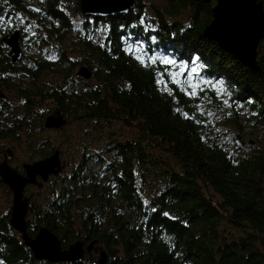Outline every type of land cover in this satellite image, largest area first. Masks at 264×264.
I'll return each instance as SVG.
<instances>
[{
	"label": "trees",
	"instance_id": "obj_1",
	"mask_svg": "<svg viewBox=\"0 0 264 264\" xmlns=\"http://www.w3.org/2000/svg\"><path fill=\"white\" fill-rule=\"evenodd\" d=\"M166 1L150 20L141 0L106 15L82 13L80 0H0V154L60 153L45 136L55 111L66 122L54 131L81 122V135H100L80 138L41 187L26 186V232L46 228L62 249L96 240L105 264H264V145L238 156L223 132L264 128V55L253 70L204 34L212 0ZM186 9L185 22L167 19ZM14 31L22 51L15 61L4 40ZM162 51L201 67L195 95L173 82ZM83 66L88 78L77 74ZM114 124L127 133H110ZM13 166L22 171L20 161ZM0 187V264H97L98 251L35 257L9 223L11 191L1 177Z\"/></svg>",
	"mask_w": 264,
	"mask_h": 264
},
{
	"label": "water",
	"instance_id": "obj_2",
	"mask_svg": "<svg viewBox=\"0 0 264 264\" xmlns=\"http://www.w3.org/2000/svg\"><path fill=\"white\" fill-rule=\"evenodd\" d=\"M205 2L211 0H203ZM216 4L212 7V20L204 28V34L218 41L226 50L232 52L239 60L253 70H259L256 50L259 41L264 37V10L258 0H214ZM133 0H80L81 11L84 14L105 15L115 10L127 11L131 8ZM119 7H118V6ZM31 8L38 10L36 7ZM109 12V13H108ZM234 14L240 15L241 24L237 25ZM234 20V21H233ZM231 22L230 27L227 26ZM10 47L9 55L12 60L20 59L19 31H14L9 38L4 39ZM77 74L88 78L90 72L86 67H80ZM3 95L0 94V97ZM66 122L58 111L49 115L45 120L48 128H58ZM240 145L241 142L238 141ZM9 153V151H8ZM65 162L59 158V150H55L49 156L32 163H23L24 174L18 173L7 164L6 159L0 162L1 180L12 191V205L10 225L21 232L24 243L31 247L35 257L50 261L77 260L84 252L98 251L97 264H105L107 255L103 248L95 245L96 240L84 244L83 241H75L66 249H62L59 239L48 229L40 228L34 237H30L25 229V216L29 196H24L23 190L26 184H34L41 187L50 175L58 174ZM39 178V180H38ZM46 242V247L38 251V244ZM43 242V243H44ZM48 243V245H47ZM43 252V253H42ZM47 252V253H46Z\"/></svg>",
	"mask_w": 264,
	"mask_h": 264
},
{
	"label": "rangeland",
	"instance_id": "obj_3",
	"mask_svg": "<svg viewBox=\"0 0 264 264\" xmlns=\"http://www.w3.org/2000/svg\"><path fill=\"white\" fill-rule=\"evenodd\" d=\"M143 2V7H144V14L145 16L149 17L150 20L154 19L155 16V7H160L161 9H163V7L166 6L167 1L166 0H141ZM212 6H214L216 4V1L212 0L211 2ZM118 6V5H117ZM119 7V6H118ZM115 10H113L112 12H114ZM118 12V11H117ZM121 12V11H119ZM122 12H126V11H122ZM189 10L186 9L182 12H179L176 16H174L173 18L167 17V19H169L170 21H176V22H185L187 20V15H188ZM109 13V12H108ZM111 13V12H110ZM116 13V12H115ZM69 17L71 18L72 22L74 23V25L76 27H79L82 23L81 18L79 17L78 13L75 12V10L73 9V7H70V10L68 12ZM106 15V13H105ZM100 30H102L100 28ZM262 40V42H261ZM257 46V50H256V58L259 59L260 55H264V37L262 38ZM25 42H29L27 41V36H23L22 37V47H24ZM161 55V61L163 62V60L165 58H167L168 60H173L176 61L175 64H170L169 68H170V73L169 76L171 77V73L172 72H176L179 73V75L176 77V80L179 81L177 84L181 85V86H185V87H190L192 89H194L193 91H196L199 88H202V86H204V80L203 79V75H202V71H201V67L197 66L196 63H182V61H178L174 58V56L170 55V53H164L163 51L160 52ZM184 64L185 67L183 69V71L181 72L180 70V65ZM195 67L197 69L196 72L192 73L191 76H189V73L191 72V69ZM78 68V67H77ZM172 79V78H171ZM186 81H188L186 83ZM212 89L214 91L215 94H219V96H221L222 98L225 99V102L227 104H229L228 100H227V90L223 89V87L221 86V84L219 82H212ZM193 86H195L193 88ZM214 116L217 117L219 116V120L222 118L221 116H223V114L221 113H214ZM222 121H225L224 118L221 119ZM221 127H224L225 123H221L220 122ZM119 124H114L111 128H110V133L113 131L117 132V134H120L122 132H125V134L127 133L126 131H122L119 128ZM85 127L84 123L81 122H73L70 124H67L65 128H63L64 130L61 132H56L54 131L55 127L51 128V131H49L45 136L47 138L52 137V142L58 146L60 150L59 153V158L60 160H64L65 158H68L71 154V152L73 151V146L76 143H79V141H81L80 138H83V140H85L86 142L89 141L90 139H95L96 137L100 136L98 135L99 132H95L93 131V134H95L93 137L90 135H81V130H83ZM253 129L248 128L247 126H244V134L238 132L236 130V128L231 127V129L228 127H224L223 128V132L229 136L228 141L230 142V145L232 147H236V154L239 156L242 153H246L249 152L251 150V148L253 147V145H255V142H261L260 144L264 145V128H261L260 131H252ZM108 132V131H107ZM102 133V132H101ZM259 134V135H258ZM96 136V137H95ZM106 135H103L101 138V140H103L104 143H106L108 140L105 137ZM105 137V139H104ZM238 141L241 142V144H238ZM73 143V144H72ZM92 146L95 147V143L91 142ZM7 149L9 150V153L7 152ZM4 154V155H3ZM5 156H9V158H4ZM44 157L40 158H33V159H29V157H26V155H24V152L21 150H15L13 151L11 149V147H4V149L2 150L1 154H0V162H2L4 159H6L7 164L9 166H11L12 168H14L18 173L23 174L24 173V169L22 167L23 163H32L35 161H38L40 159H43ZM15 161H20L21 164V168L22 171L18 170L15 166H13ZM51 176V175H50ZM49 176V177H50ZM46 182V181H45ZM26 186H36L34 184H26ZM42 186V185H41ZM38 187V186H37ZM23 190L24 196H28V193L30 191H32L33 189H25ZM4 194L3 190L0 187V196ZM3 200V203H0V208L1 207H5V198L0 197V201ZM10 206L12 205V194H10L8 201Z\"/></svg>",
	"mask_w": 264,
	"mask_h": 264
},
{
	"label": "snow or ice",
	"instance_id": "obj_4",
	"mask_svg": "<svg viewBox=\"0 0 264 264\" xmlns=\"http://www.w3.org/2000/svg\"><path fill=\"white\" fill-rule=\"evenodd\" d=\"M138 59H139V57H138ZM150 59H152L153 61H155V57H152V58H150ZM163 63H165V64H175L176 63V61H173V60H168L167 58H165L164 60H163ZM184 67H185V65L184 64H181L180 65V70H181V72L183 71V69H184ZM197 71V69L195 68V67H193L192 69H191V72L189 73V76H191V74L192 73H194V72H196ZM179 75V73H176V72H172L171 73V78H172V80H173V82L174 83H178L179 81H177L176 80V77ZM188 81H186V83H187ZM195 86H193V88H194ZM191 95H195L196 93H195V91H193L192 93H190Z\"/></svg>",
	"mask_w": 264,
	"mask_h": 264
},
{
	"label": "bare ground",
	"instance_id": "obj_5",
	"mask_svg": "<svg viewBox=\"0 0 264 264\" xmlns=\"http://www.w3.org/2000/svg\"><path fill=\"white\" fill-rule=\"evenodd\" d=\"M234 16L235 17H233L232 19H234L235 18V22L237 23V25H238V23H239V25L241 24V18H239V16L240 15H238V14H234ZM234 21V20H233ZM230 25H231V22L229 23V24H227V26H229L230 27ZM44 240L43 241H41V244H38L39 246H37L38 247V251H42L43 249H44V246L46 247V242H44ZM47 245H48V243H47ZM43 253V252H42ZM47 253V252H46Z\"/></svg>",
	"mask_w": 264,
	"mask_h": 264
},
{
	"label": "flooded vegetation",
	"instance_id": "obj_6",
	"mask_svg": "<svg viewBox=\"0 0 264 264\" xmlns=\"http://www.w3.org/2000/svg\"><path fill=\"white\" fill-rule=\"evenodd\" d=\"M258 1H260L261 2V4H262V7H263V1L262 0H258ZM263 10H264V7H263ZM24 174V173H23ZM11 191V190H10ZM11 194H12V191H11Z\"/></svg>",
	"mask_w": 264,
	"mask_h": 264
}]
</instances>
